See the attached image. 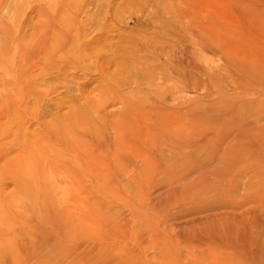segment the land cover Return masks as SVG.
<instances>
[{
    "label": "rangeland",
    "instance_id": "rangeland-1",
    "mask_svg": "<svg viewBox=\"0 0 264 264\" xmlns=\"http://www.w3.org/2000/svg\"><path fill=\"white\" fill-rule=\"evenodd\" d=\"M256 120L264 0H0V264H243L192 237L264 231Z\"/></svg>",
    "mask_w": 264,
    "mask_h": 264
},
{
    "label": "bare ground",
    "instance_id": "bare-ground-1",
    "mask_svg": "<svg viewBox=\"0 0 264 264\" xmlns=\"http://www.w3.org/2000/svg\"><path fill=\"white\" fill-rule=\"evenodd\" d=\"M242 39V38H241ZM246 39V38H245ZM234 40H236L235 38H234ZM242 41V40H241ZM235 42H237V41H235ZM250 42V41H249ZM239 43H241V42H239ZM243 43V42H242ZM241 45V44H240ZM239 46V45H238ZM246 46V45H245ZM241 48V47H240ZM245 48V47H244ZM242 49V48H241ZM242 51V50H241ZM254 67V66H253ZM256 70V69H255ZM242 73V72H241ZM241 77V76H240ZM241 79L243 80V84H245V86H247V87H245V88H255L256 87V85H258L257 83H256V80L254 81V80H251V79H244V77H241ZM208 80V79H207ZM242 83V82H241ZM198 86H199V83H198V85H196L195 86V89L196 88H198ZM244 86V85H243ZM237 89V88H236ZM242 91V90H241ZM244 89H243V92H241V93H243L244 94ZM245 97V96H244ZM247 97V96H246ZM262 114V113H261ZM263 115V114H262ZM260 117V116H259ZM260 119H261V117H260ZM257 123H261V122H259V120H256L255 122H253V129H254V132L255 133H257V130L258 129H260L259 127L261 126L260 124H259V126H258V124ZM262 124V123H261ZM262 126L264 127V125L262 124ZM262 128V127H261ZM264 130V129H263ZM259 132H260V130H259ZM258 132V133H259ZM257 133V134H258ZM261 133V132H260ZM264 133V132H263ZM260 135V134H259ZM244 139V138H243ZM255 142H256V140H255ZM250 145V144H249ZM254 145V144H253ZM253 145L251 146V147H253ZM231 146V145H230ZM249 146V147H250ZM258 146H259V144H258ZM261 146H263V145H261ZM231 148V147H230ZM254 148V150L256 149V144H255V146L253 147ZM258 148V147H257ZM264 149V148H263ZM241 150V149H240ZM252 150V149H251ZM230 151V150H229ZM256 152V151H255ZM232 153V152H231ZM250 153H252L251 151H250ZM238 154V153H237ZM236 154V155H237ZM247 154V153H246ZM253 154V153H252ZM254 155V154H253ZM257 155V154H256ZM263 155V154H262ZM261 155V156H262ZM212 156V155H211ZM239 156V155H238ZM245 156V155H244ZM260 156V155H259ZM237 157V156H236ZM212 158V157H211ZM240 158V157H239ZM212 159H214V157L212 158ZM242 159V158H241ZM217 160H219V159H217ZM226 160V159H225ZM229 161V160H228ZM218 162V161H217ZM229 163H231V164H234V162H229ZM260 165H261V163H260ZM263 165V164H262ZM223 167V166H222ZM233 167V166H232ZM257 167V166H256ZM255 167V168H256ZM264 167V166H263ZM225 168V167H224ZM224 168H221V169H224ZM259 168H262L261 166L259 167L258 166V168L257 169H259ZM219 169V168H218ZM264 169V168H263ZM222 171V170H221ZM225 171H226V169H225ZM203 174V173H202ZM201 176V175H200ZM198 177V176H197ZM201 178V177H200ZM203 178V177H202ZM213 178V177H212ZM211 178V179H212ZM219 178H221L222 179V177H219ZM197 179V178H196ZM200 180V179H199ZM198 180V181H199ZM214 180V179H213ZM226 180V179H225ZM225 180H223V183H224V181ZM202 181H203V179H202ZM230 180H228V182H229ZM201 182V181H200ZM200 182H198V183H200ZM217 182V181H216ZM218 182H221L222 183V181H218ZM202 183V182H201ZM210 183V186H211V182H209ZM221 183H220V185H221ZM208 184V183H207ZM214 184V183H213ZM193 185V184H192ZM216 185V184H215ZM215 185H213V186H215ZM218 185V184H217ZM216 185V186H217ZM219 185V186H220ZM260 185V184H259ZM190 186V185H189ZM197 186V185H196ZM203 186H204V184H203ZM202 186V187H203ZM224 186V185H223ZM225 186H226V184H225ZM224 186V187H225ZM230 186V185H229ZM181 187V186H180ZM194 187V186H193ZM212 187V186H211ZM232 187V186H231ZM255 187V186H254ZM178 188V187H177ZM187 188V187H186ZM214 188H216V187H214ZM173 190H171V188L169 189V191L171 190V194H173V193H175V190H178V189H175L174 190V188H172ZM181 189H183V186H182V188ZM185 189V188H184ZM194 189V188H193ZM255 190H256V188H254ZM258 189V188H257ZM168 190V189H167ZM191 190H192V188H191ZM195 190V189H194ZM219 190V189H218ZM168 191V192H169ZM180 191V190H179ZM185 191V190H184ZM188 192H189V190H187ZM253 191V190H252ZM252 191H251V193H252ZM254 192V191H253ZM256 192V191H255ZM254 192V193H255ZM180 193H186V191L185 192H183V191H181ZM179 193V194H180ZM169 194V193H168ZM253 194V193H252ZM251 194V195H252ZM166 195V194H165ZM248 195H250V194H248ZM250 195V196H251ZM177 196V195H176ZM175 196V198H177ZM170 197H172V196H170ZM249 196H247L246 198H248ZM252 197V196H251ZM261 197V196H260ZM180 198V197H179ZM187 198V197H186ZM256 198H257V196H256ZM194 199V198H193ZM188 200V199H187ZM219 203V202H218ZM217 204V203H216ZM226 204H227V201H226ZM232 204V203H231ZM190 206V205H189ZM194 206H196V205H194ZM212 206H214V205H212ZM223 206V205H222ZM242 206V205H241ZM199 207V206H198ZM207 207V206H206ZM210 208V207H209ZM220 208V207H219ZM227 207H224V208H222V209H226ZM190 209V208H189ZM196 209V208H195ZM211 209V208H210ZM213 209V208H212ZM231 209H232V207H231ZM201 210V209H200ZM214 210H216L215 208H214ZM198 211V210H197ZM211 211V210H210ZM221 211V210H220ZM223 211H225V210H223ZM222 211V212H223ZM250 211V210H249ZM249 211H247L248 213H249ZM252 211V210H251ZM185 212V211H184ZM192 212H194V211H192ZM206 212V211H205ZM205 212H203L202 214H204ZM212 212V211H211ZM177 213V212H176ZM179 213H181V212H179ZM191 213V212H190ZM189 213V214H190ZM201 213V212H200ZM209 213V212H208ZM207 213V214H208ZM213 213V212H212ZM233 213V212H232ZM231 213V214H232ZM246 213V212H245ZM247 213V214H248ZM201 214V216H203ZM231 214H228L227 213V215H230V216H232ZM235 214V213H234ZM240 214V213H239ZM239 214H238V216H239ZM253 214V213H252ZM255 214V213H254ZM236 215V214H235ZM256 215V214H255ZM254 215V216H255ZM200 216V217H201ZM237 216V215H236ZM243 216V215H242ZM251 216V215H250ZM205 218L204 219H206L207 221H208V223L211 225L210 227H209V230L207 231V234L205 235L204 233V235L206 236V237H204V235H203V237L201 238L200 236V232H199V237L198 236H193L192 238L193 239H195L196 237H197V239L199 240L200 239V241L202 240H206V241H208V242H210V244H214L215 245V248H216V246H218V248L219 247H222V248H224V249H226V250H228V251H230V253H232L233 255H234V258L235 257H237V259H239L240 261H242L243 262V264H264V255L262 254L263 252H264V231L262 232L260 229V231L259 230H257V231H259V232H257V233H254V230L252 231L250 228H249V225H253L252 223H254L253 222V220L254 219H252L251 220V222H249L248 221V218H247V221L249 222H246V221H243V219L241 220L240 218L238 219V217H235V216H232V218H230V219H232L231 221H228V219L229 218H227L226 217V211H225V213L223 212V213H216V212H214L213 214H211V215H206L205 214V216H204ZM239 217H241V215L239 216ZM246 217L244 216V219H245ZM252 218H254L253 216H252ZM200 219V218H199ZM215 219V220H214ZM256 219V218H255ZM148 220V219H147ZM193 220V219H192ZM235 220V226H233V227H231V225L230 224H234V221ZM206 221V222H207ZM220 222V227H215L213 224H214V222ZM201 222V221H200ZM204 222V221H203ZM129 223V222H128ZM192 224V223H191ZM196 224V223H195ZM256 224H258V223H256ZM204 225H206V224H204ZM202 226V225H201ZM207 226H208V224H207ZM256 226V225H255ZM203 228H205V226L203 227ZM252 228H253V226H252ZM253 229H258V227H256V228H253ZM171 230H172V228H171ZM182 230V229H181ZM204 230V229H203ZM53 231V230H52ZM253 233H252V232ZM58 232V231H57ZM176 232H177V230H176ZM33 233V232H32ZM180 233V232H179ZM55 234V233H54ZM196 235V234H195ZM198 235V234H197ZM45 237V236H44ZM47 239V238H46ZM197 240V241H198ZM193 241V240H192ZM205 241V242H206ZM208 246V245H207ZM220 249V248H219ZM217 251V250H216ZM229 253V254H230ZM231 254V255H232ZM226 258H229V257H226ZM228 262V261H227ZM241 263V262H240Z\"/></svg>",
    "mask_w": 264,
    "mask_h": 264
}]
</instances>
